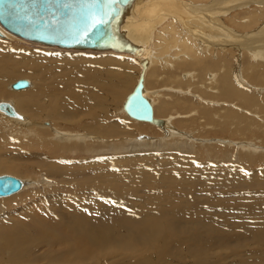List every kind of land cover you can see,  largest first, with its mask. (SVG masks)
<instances>
[{
    "label": "rangeland",
    "instance_id": "374dc122",
    "mask_svg": "<svg viewBox=\"0 0 264 264\" xmlns=\"http://www.w3.org/2000/svg\"><path fill=\"white\" fill-rule=\"evenodd\" d=\"M170 12L175 13L174 10ZM256 27L258 26L250 28L249 32L246 31V33H250L253 29L255 33L257 31ZM8 34H6V38L0 36V100H14L17 108L29 117L33 127L36 123L52 126L54 121L58 123L59 120H54L48 116L37 117L25 110L19 103V93H24L26 94L24 96L27 97L28 93H36L37 85H42L44 88L42 99L44 105L46 103L51 106L56 104L60 109L66 110L67 108L73 109L69 106L77 103L76 98L69 95V90L72 88V93H75L77 98L80 96V99L83 100H96L91 105L93 109L90 107V110L95 113L98 112L95 110V105H100L96 90L99 89L98 87L107 84L110 91L118 88L122 92V97L119 101H116V104H112V111L114 112L109 111V105L106 107L107 114L98 112L99 120L103 119L105 121L104 118H108V122H102L101 124L112 129L117 126L126 130L131 129V133L127 136L113 137L115 139L128 138L129 141L127 147H125V149L128 148L127 150L119 152V150L111 151L103 148L92 153V151L89 152L83 149L82 145H79V148L72 149L71 147L77 144L70 142V145L67 143L68 141L62 142L56 139L51 132H46L48 135L44 132L37 135L36 132L30 133L26 131V128L32 127V125L28 127L19 126L12 123V119L0 116V118L10 122L8 124L0 122V129L3 132L5 130L7 137H10L7 142L3 140V137L0 138V160L7 164L20 165V169L17 171L1 170L0 174H10L24 182L29 179L31 185L27 188L30 190L25 194L35 192L32 197L20 202H13L18 197L12 196L22 194L25 187L19 194L0 197V201H2L0 202V220L2 223L0 225V264L3 261L2 264H28L31 257L35 258L39 255L43 257L40 264H48L50 261L46 256L49 254L46 253L45 249L58 253L67 251V246L64 244L55 243L51 247L44 246L40 241L45 240V237L39 235L36 229L33 230V227L26 221L37 228L40 224H45L52 229L73 230L72 209L76 206L78 210L81 209V204L84 202L85 204L89 203L88 198L91 196L100 198L99 203L109 204L111 207H100L91 215L88 213L86 217H81L86 224L80 223V228L77 223V229L80 232L83 230L94 236L93 228L99 227L98 225L102 220L110 219L114 222L113 232L118 234V238L105 249L109 251L120 241L124 243L136 239L137 241L132 248H137L140 244L139 249L143 253L127 258L120 255L104 256L103 251L105 249L97 247L92 254L81 260V264L82 262L83 264H264V82H254L245 75L246 81L244 82L246 83L242 82L246 88L254 92L253 96L256 100L255 105L252 104L251 107L241 104L240 101L233 98V100L219 99V101H214V98H208L206 94H203L204 92L199 91L201 88L196 89V86L198 87L196 81L187 85L183 84L181 87L179 86L181 82L178 79L168 80L169 73L167 71L171 67L170 63L175 68L177 62L179 63L182 59L183 54L170 53L173 51V47L167 55L164 54L167 57L165 58L160 52H158V55L155 54L153 44L150 43L142 51H151L154 54L153 57L157 58L153 66V70L157 72L148 74V93L150 98H154L156 95L152 99L155 106L174 103L167 107V113L165 112L167 116L165 113L157 115L155 112V117L161 123H165L166 118L174 116L175 118L170 120V126L182 133H189L193 137L187 142L190 146L183 140H174V142H178V148L173 145L166 146L167 142L165 140H163V143H152L151 140H148L162 141V138H167L159 124L134 119L124 111V102L133 91L142 67H134L132 74L125 79V74L129 70L126 69V72L120 70V68L123 69V67H120L123 65L120 61L124 58L117 54L116 56L115 53L104 54L111 51L62 49L34 43L12 35L13 38ZM240 52L237 55V67L242 70L244 62L248 58L252 62L254 57L248 51ZM160 54L164 61L168 59V70L161 67L164 61L159 57ZM136 55L132 57L131 54H127L129 56L127 60L134 61L135 59L137 61V57H134ZM169 58H171V61ZM188 70H192V68ZM195 72L199 76L198 70ZM122 74L124 80L118 78ZM242 75H244L243 72ZM21 78L30 79L31 86L22 90L12 89L10 85ZM119 80L122 81L119 82ZM172 80H178L176 82L178 84L176 85ZM205 84L206 82L201 85L200 82L203 91L208 89L207 84ZM120 85L124 87H120ZM62 87L66 88L63 90L65 92H62ZM31 91L33 92L31 93ZM157 95L161 100L159 97V99L157 98ZM161 95L164 96V99ZM107 98L109 97L107 96ZM165 98L167 99L165 100ZM205 100H208V102L205 103ZM104 101H102L103 105ZM202 101V108H198V103ZM207 104L213 108L210 110L215 113V120H223V116L227 112L225 110L231 109L230 105L242 107L235 109L238 110V116L240 117L238 118L237 114L235 118L227 116L228 121L233 122L234 120L233 124H226L227 127L221 121L220 124L211 122L209 125L207 123L205 125L204 120L208 111ZM78 107L77 104L76 108ZM99 107L101 110V106H97L98 109ZM48 110L46 112H49ZM217 116L219 117L217 118ZM79 119L81 120L80 117H77L76 120ZM62 121L58 124L65 123V121H63L64 123ZM2 123L7 125L5 126ZM141 124L143 125L141 126ZM229 125L230 127H228ZM143 126L146 129H143ZM73 127H78L75 122H73V126L65 128ZM223 127L226 128L223 129ZM79 131L81 132L73 133L70 131V134L84 133L82 129ZM85 133H87L86 135H94L90 132ZM85 133L81 135H85ZM38 135L39 137H36ZM140 136L142 138L140 141L148 143L141 142L140 145H137L135 141ZM184 138L186 137L182 136V139ZM23 141H26L25 144ZM46 141L49 144L47 146L42 145ZM52 143L54 144L49 146ZM69 147L71 149L67 150ZM60 148L67 149L63 151ZM51 166H55L53 171L50 168ZM64 167H67L68 171H62ZM74 169L76 170L73 171ZM100 173L106 175L104 182L91 180L93 176H99ZM87 179L90 181H85ZM103 190L105 191L102 192ZM70 194L76 197V202L79 205L68 206L67 201L64 204L61 203L59 198L63 195L71 196ZM8 201L11 204H6ZM3 203L5 204L3 205ZM88 210L91 211L89 208ZM103 214L105 215L103 216ZM41 216L45 217V221L41 219ZM170 217L174 222L178 219L181 226L189 227L196 223L200 228L199 234L191 230H179L176 236L175 233L172 234L180 242L184 240L176 245L174 249L171 246L173 253L176 252L177 248L181 252L180 255L176 256V262L167 259L169 254L166 258L161 256L169 248L166 239L161 238L156 242L152 240L154 233L152 228L156 225V222L163 219L171 220ZM13 219H24V221L22 220L23 223H16L15 225L12 222ZM57 221H60V227L57 226ZM122 221H128L130 225L127 223L126 227L120 228L118 224ZM151 222H153L151 229L145 230L143 226ZM23 227L25 228L23 229ZM10 235L13 240H11ZM15 240H22L21 243L23 242L22 244L28 247L31 255L27 256L28 253L24 252L23 256L14 258L15 253L12 242ZM31 240H38L40 246L33 247ZM146 241H151L152 245L147 246ZM158 241L159 243H157ZM11 248L13 251L10 250ZM161 248L164 249L163 252ZM118 249L127 248L122 246ZM139 249L136 252H140ZM8 259L12 260L9 261Z\"/></svg>",
    "mask_w": 264,
    "mask_h": 264
},
{
    "label": "bare ground",
    "instance_id": "6f19581e",
    "mask_svg": "<svg viewBox=\"0 0 264 264\" xmlns=\"http://www.w3.org/2000/svg\"><path fill=\"white\" fill-rule=\"evenodd\" d=\"M158 2H159V4H157ZM255 5H257V6H255ZM253 7H255V8H253ZM171 10H174L175 13L170 12ZM123 11H124V15L122 16L123 18L121 21L122 27H120L121 30H119V32H118V34H119L118 37L121 39H125L126 41H128V42L132 43L134 46H136L137 49L135 52L117 51V50H112V49H92V48H71L70 50H78V51L79 50H81V51L82 50H91V51H97V52H99V51H111V52H107L104 54L115 53V55L117 54L118 56H122L124 59H121L120 62L123 65L120 67H123V69H121L120 67L119 68H120V70H123L124 72H126V69L129 70L125 74V79H127V77L132 74V69L134 67H139V66L142 67L140 74L138 76V80L140 78V75L143 74V78H144V80H143V82H144L143 94L151 102V104L153 106V110H154V121H152V122H153V124H157V125L159 124L160 125L159 127H162V129L164 130L165 136L167 137V138H165V137L162 138V141H160L159 139H157L159 141H154L153 139H148V140H151L152 143H156V142L157 143H159V142L163 143V140H165L167 142L166 146L173 145L174 147L176 146L178 148L179 147L178 142H177L178 140H183V142L185 141L187 144L189 139H191L193 137H191L189 133H182L181 131L175 130L170 126V124H171L170 120H172V118H175L174 116H170V114H168V116H170V118H166L168 122L165 120V123H161L160 120L155 117L156 114L159 115L162 113V115H163L165 112L167 113V107L169 105L174 104V103L155 106L154 101L152 99H154L156 97V95L154 96V98L152 96H151L152 98H150V94L148 93V89H149L148 86L149 85L147 86L148 74H151V72H157V71L153 70V66H154L157 58L153 57L154 54H152L151 51L150 52H147V50H146V52L144 50H143L144 52L142 51V49H145L146 47H148V45L150 43L153 44V47H154L153 51L155 52V54L157 53V55H158V52H160L163 56H164V54L167 55L168 51L170 52V50L173 47H174V49L170 53L175 52V54H179V55L183 54L184 55V56L182 55V59L179 61V63L177 62L175 68L172 65V63L169 62L171 64V67H172V68L169 67L170 68L169 70H168L169 65L167 64L168 59H165L166 61H164L163 60L164 58L160 57L161 54L159 55V57L162 59V61H164L163 63L161 61V63H162L161 67L165 68V69L167 68V70H168L167 71V73H169L168 80L169 79H178L181 82V84L179 85L181 87L183 84L187 85V84L192 83L193 81L194 82L196 81L195 83L198 84V87L196 86V89L201 88V90L199 89V91L204 92L203 94H206V96L208 98H210V97L214 98L213 99L214 101H219V99L222 100V99H232L233 98V99H236L237 101H240L241 104H244L246 106L249 105L251 107L252 104L255 105L254 103L256 102V100L254 99V96H253L254 92H252L250 89H248L244 86V83H246L244 81H246V79H245V75H246L247 77H249L254 82H259V83L264 82V25H263V22H264V19H263L264 18V0H131L130 4L128 6H126L125 8H123L122 12ZM261 21H263L262 24H261ZM118 25H119V23L116 26H118ZM256 25L258 27H256L257 31L255 28V31H256L255 33H254V29L250 33H246V31L249 32V29L256 26ZM259 25H260V27H259ZM112 27H113V25H112ZM113 28H115V27H113ZM0 32L2 34V35H0L1 37H5L6 34L9 33L8 36H11V37L17 36L21 39L27 40L25 38L20 37L17 34L9 32L1 24H0ZM27 41H29V40H27ZM42 45H44V44H42ZM52 47H57V46H52ZM254 47H255V50H254ZM58 48H61V47H58ZM249 48H250V50H249ZM62 49H69V48H62ZM240 51H245V52L248 51V53L254 57V61L250 62V58H248L247 61L244 62L245 64H243V67H242L243 69L241 68L242 70H240V68L238 69V67H237V64H238L237 55H239ZM127 54H131L132 57H133V55L137 54L136 56H134V57H137V61L135 59H134V61H132V60L128 61L127 57L129 58L130 55L127 56ZM240 54H241V52H240ZM85 55H88V54H85ZM173 55H174V53H173ZM159 57H158V59H159ZM176 57L178 58V56H176ZM165 58H167V57H165ZM171 58H169L170 61H171ZM112 59H114V58L112 57ZM112 59H110V60H112ZM115 60H116V57H115ZM175 61H178V60H175ZM101 62L104 63L102 60H101ZM174 63H176V62H174ZM156 65H158V64H156ZM101 66H102V64H101ZM250 67L252 69H249ZM189 68L190 69L192 68V70H188ZM154 69H155V67H154ZM19 70H21V69H19ZM146 70H147V72H146ZM197 70H198L200 77L195 72ZM241 71L244 73V75H242ZM99 75H101V74H99ZM184 77H185V79H183ZM118 78L124 80V75L122 74ZM122 80H119V82H121ZM178 80H172V81L176 83V82H178ZM203 80H206L204 82H206L207 87H208V89L204 90V91L202 90L203 86L201 87V85H203V83H204ZM137 82H136V84H137ZM200 82H201V85H200ZM117 83H116V86H117ZM177 84L178 83H176V85ZM251 84H250V86H251ZM110 85H112V84H110ZM122 86L123 85H120V87H122ZM216 86H217V88H215ZM98 88L99 89L96 90V92H97L96 95H97V100L99 101L100 105H97V106H101V110H100V107L98 109L96 105H95V107H96L95 110L100 112V113L107 114L108 110H106V107L109 105V108H110L109 111L111 110V112H114V111H112L113 110L112 104H116V101L117 100L119 101L121 99L122 92L120 90H118V88H115V87H114L115 89H113V90L111 89V91H110V88H108L107 84H106V86L102 85V87H98ZM24 89H26V88H24ZM43 89L44 88L42 85L41 86L37 85V90H36L35 94H29L28 93V96L31 98H29L28 96L27 97L24 96V95H26L24 93L18 92L19 93L18 94L19 103L21 104V106L25 110L31 112L33 115H35L37 117L43 118L45 116H48L50 118H53L54 120L55 119L59 120L58 123H61V121L63 120V121H65V123L62 121L64 124H58L57 122L54 121L52 126L48 125L49 127L45 126L46 124L40 125L38 123H36V125L33 127V124L29 120V117L17 108V105L15 104L14 100L12 101V100H8V99L7 100H5V99L0 100V116L7 118V119H9V118L12 119L14 122L11 120L10 121L16 125H19V126L28 127V126L32 125V127L26 128V131H28L30 133L36 132V135H37L38 133L40 134V132H42V133L43 132L44 133H46V132L50 133L51 132V133H53V135L56 139H58L62 142L68 141L67 142L68 144H70V142H72L73 144H77L74 147L72 146L71 147L72 149L79 148V145H82L83 149H85L86 151H89V152L92 151V153H94V151H100L103 148H107L111 151H113V150L118 151L119 150V152H121L122 150L128 149V148L125 149V147H127L128 141H129L128 138L125 137L123 139H120V138L115 139L113 137L122 136V135L123 136L130 135L131 129L126 130L120 126H117L115 128L113 127L114 129H112V128L105 126L104 124H101L102 122H108L109 120H108V118H104L105 121H103V119L99 120L100 117L98 115V112L94 113L93 110H92L93 112L90 110V107L92 108L91 105H93L94 101H96V100H94V101L93 100L90 101L91 99H84L83 100V99H80V96H78V98H79L78 99L77 96L75 95V93H72V88H71V90H69V93H70L69 95H71V97L76 98L77 103H73V104H71V106H69L70 108H73V109L67 108L66 110H63V109H60L56 104L55 105L53 104V106H51V105L46 103L44 105V103L42 102V99L44 97L43 96L44 95ZM61 89H62V92H65L63 90L66 88L62 87ZM15 90H22V89H15ZM122 91H123V89H122ZM32 92L33 91H31V93ZM219 94H220V96H219ZM153 95H154V93H153ZM92 96H95V95H92ZM107 96L109 98H107ZM260 96H261V94H260ZM83 97H84V95H83ZM83 97H81V98H83ZM158 97L159 96L157 95V98ZM162 97L164 99V96H162ZM256 97L257 96L255 94V98ZM263 97H264V95H263ZM127 98H126V100H127ZM107 99H110V100L108 101ZM166 99L167 98H165V100ZM104 100H106V101H104ZM160 100H161V98H160ZM102 101H104V105H103ZM205 101H206L205 103L208 102V100H205ZM110 102H113V103H110ZM125 102H124V104H125ZM261 102H262V100H261ZM201 103H203V101L198 103L199 104V106H197L198 108H202ZM5 104L10 106L11 111H8V110L3 108V105H5ZM77 104L79 105L78 108H76ZM208 104L210 105V103H208ZM208 104L206 105L208 111L206 113V118L204 120L205 125H206V123H207V125H209L211 122H214V123L218 122V124H220L222 122V123H225V125L231 124V123L233 124L234 120H233V122L228 121L227 116L235 118L236 114L238 116V110H235V109L236 108H242V107H239V105L237 107H235L234 105H230L229 107H231V109L225 110V111H227L226 115L223 116V120L219 119L221 121L220 122V121L214 119L215 113H212V110H210V109H213V108L209 107ZM156 105H157V101H156ZM45 107H47V108H45ZM229 107H227V108H229ZM47 109H49L48 110L49 112H46ZM82 111H84V112H82ZM124 111H125V113L127 112L125 109H124ZM155 112H156V114H155ZM240 112H241V110H240ZM80 113H81V115H79ZM166 113H165V115L167 116ZM219 115H220V113H219ZM197 116H199V115L197 114ZM77 117H80L81 120L80 119L76 120ZM218 117L219 116H217V118ZM239 117L240 116H238V118ZM134 119H136V118H134ZM88 120H91V121H88ZM137 120L144 121V122L145 121L151 122V121L141 120V119H137ZM8 121L9 120L0 118V122H3V123L5 122L8 124V123H10ZM73 122L76 123V125L78 126L77 128H75V127L65 128L67 126H73ZM7 124H3V125L6 126ZM143 124H141V126ZM197 126H199V125H197ZM82 127H85V128H82ZM226 127H227V125H226ZM226 127H223V129ZM228 127H230V125ZM78 128H79V130L82 129L84 131V133L90 132L94 135H86L87 133H85V135H81L84 133L77 134V135L72 134V133L70 134V131H72L73 133L81 132L78 130ZM122 128H123V130H122ZM142 128L146 129L144 126ZM3 129H4V127H3ZM216 131H217V129H216ZM222 132H223V130H222ZM53 135H52V137H53ZM141 136L135 141L136 144L140 145L141 142H143L144 144L148 143V142L140 141V140H142ZM182 136H185L186 138L182 139ZM2 137H3V140H6V142L9 141L7 139H10V137H7L6 131L4 130V132H3V130L0 129V138L2 139ZM19 137H21V136H19ZM36 137H39V135ZM81 137H83V138H81ZM30 138H31V136H30ZM89 138H91V139H89ZM32 140H34V139L32 138ZM174 140H177V141L174 142ZM47 141L42 143V145L47 146L49 144V142H47ZM25 142L26 141H23L24 144H25ZM54 143H52L49 146H52ZM31 144L33 145V143H31ZM187 145L190 146V144H187ZM214 145H216V144H214ZM28 146H30V145H28ZM60 147H61V145H60ZM131 147H134V146H131ZM71 148L69 147L68 149L67 148H63V149L60 148V149L64 151L66 149L69 150ZM89 149H92V150H89ZM133 149H135V148H133ZM178 151H179V149H178ZM166 153H167V151H166ZM123 159H126V158H123ZM189 160H191V159H189ZM50 168L53 171L55 169V166H51ZM66 168L64 167L62 169V171H68V169H66ZM18 169H20V165L7 164V163H4L3 161L0 160V171L1 170L17 171ZM98 169H100V168H98ZM75 170L76 169H74L73 171H75ZM100 172H102V171H100ZM92 178L93 179H91V178L90 179L91 180H97L100 182H104L106 180V175L100 173L99 176H96V177L93 176ZM28 180L26 182H24L22 180L23 186L21 187V189H19L17 192L12 193L11 195L4 196V197H9V196H12V195L17 194V193L19 194V192L24 187H25V189H24L25 191L22 194H19L17 196H12V197H18L13 202H15V201L20 202V201L27 199L28 197H32L35 194L34 191H32L30 194H25L27 191L30 190L29 188H27L31 185V183ZM88 180L89 179H87L85 181H88ZM85 181H83V182H85ZM65 186H66V184L64 185V188H65ZM104 191L105 190H103L102 192H104ZM70 195L71 196L63 195L59 198V200L61 201L62 204H64V202L67 201L68 206L79 205L78 202H76V197L72 194H70ZM99 200H101V199L100 198L98 199V198L91 196L90 198H88L89 203L85 204V202H84L81 204L82 205L81 209L78 210L77 206L72 209L73 213L71 215H72V222H73V230L67 231L66 229H62V230H58L55 228L52 229L45 224H40L37 228L36 226L31 224L29 221H26V223H28L30 226L33 227V230L36 229L39 232V235H42L43 237H45V240L40 241L44 246L51 247L55 243L56 244H64L67 246V251H65L63 253H58V252L51 251L49 249H45L46 253L49 254L48 256H46L50 261V262L47 261L48 264H81L80 263L81 260H83L84 257L92 254V252L95 250V248L100 247V248L105 249L107 246H109L111 243H114L117 240L118 234L113 232V227H114L113 223L114 222H112L110 219H107L106 221L102 220L101 223L98 225L99 227L93 228V230L95 232L94 236H91L88 232H85L83 230L80 232L77 229V226H76L77 223H78L80 228H81L80 223L86 224L85 221H83L81 217H86V214H88V213L91 215L92 212L94 213L100 207H103V208H110L111 207L109 204H105V203H101V202L99 203ZM0 202H2V201H0ZM3 202H4V200H3ZM4 204L5 203H3V205ZM6 204H11V203H10V201H8ZM67 205H65V206H67ZM0 206H1V203H0ZM88 208L91 209V211H89ZM104 215L105 214H103V216ZM41 219L43 221H45L44 216H41ZM170 219H171V217H170ZM22 220L24 221V219H21V220L13 219L12 222L15 225H16V223L21 224V223H23ZM127 223H129V225H130V222H128V221H122L118 225L120 228H124V227H126ZM1 224L2 223L0 220V225ZM19 224H18V226H19ZM152 224H153V222L148 223V224L144 225L143 227L145 228V230H148V229H151ZM22 225H24V224H22ZM57 226L58 227L61 226L60 221H57ZM24 228L25 227H23V229ZM19 229H21V228H19ZM152 229L154 231L153 237H152L153 241L156 242V240L163 238V240L166 239V242L169 243V245L167 244V246H169V248L167 250L168 252L167 251L163 252L164 249L161 248V251L163 252L161 256L166 258V256L169 254V258H167V259H169L171 262H176V256L180 255L181 252L178 250L179 248H177L176 252L173 253V251L171 250V246H172V249H174L176 245H179L181 242L184 241V240H182L180 242V240L177 237H175L176 233L179 230H191L193 232H196V234H199L200 228H199V225L196 223H194L192 226L186 227V226H181L180 221L178 219H176L175 222L172 219L171 220L163 219V220H158L156 222V225ZM35 233L36 232L34 231V234ZM173 233H175V236L172 235ZM7 238H8V236H7ZM10 238H11V235H10ZM33 238H31V239H33ZM19 239H21V238H19ZM11 240H13V239L11 238ZM21 241L15 240L14 242H12L13 250L15 253L13 256L14 258L23 256L24 252L28 253L27 256L30 254L29 253L30 250H28V247L24 246L22 244L23 242L21 243ZM136 241H137L136 239L131 240V242L128 241V242H124V243L120 241L114 248H112V249L110 248L109 251H108V249H105L103 251V254H105L104 256L120 255V256H124L125 258L130 257V256L140 255L143 253L142 250L139 249L140 244H138L137 248H132V246L136 243ZM40 242L38 240H31V245L33 247H39ZM197 242H199V241L197 240ZM157 243H159V241ZM163 243H165V242H163ZM146 245L147 246L152 245V242L146 241ZM10 246H11V244H10ZM122 246L126 247L127 249H118L119 247H122ZM137 249H139L140 252H136ZM10 250H12V248ZM159 250H160V248H159ZM33 251H34V249H33ZM34 252H36V250ZM8 257H10V256H8ZM42 258L43 257L41 255H39L38 257H35V258L31 257L28 260V264H34V263L40 264V260ZM11 260H9V261H11ZM6 261H7V259H6ZM5 263H7V262H5ZM82 264H83V262H82Z\"/></svg>",
    "mask_w": 264,
    "mask_h": 264
},
{
    "label": "water",
    "instance_id": "95a60500",
    "mask_svg": "<svg viewBox=\"0 0 264 264\" xmlns=\"http://www.w3.org/2000/svg\"><path fill=\"white\" fill-rule=\"evenodd\" d=\"M130 2L131 0H0V24L11 33L48 46L135 52L136 46L118 37L124 15L122 10ZM143 80L141 74L124 109L131 117L152 122L154 110L143 94ZM31 84L30 79L21 78L12 83L11 87L24 89ZM3 108L11 111L7 104ZM22 186L20 178L0 174V197L11 195Z\"/></svg>",
    "mask_w": 264,
    "mask_h": 264
}]
</instances>
